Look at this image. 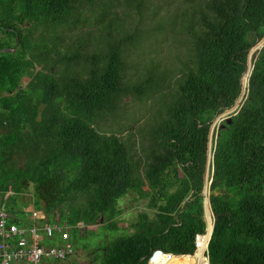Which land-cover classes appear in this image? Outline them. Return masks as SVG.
<instances>
[{"label":"trees","instance_id":"obj_1","mask_svg":"<svg viewBox=\"0 0 264 264\" xmlns=\"http://www.w3.org/2000/svg\"><path fill=\"white\" fill-rule=\"evenodd\" d=\"M75 1L0 0V48L16 45L15 32L21 42L0 52V91L13 89L0 93V128L8 126L0 132V199L11 191L6 210L18 217L30 200L41 220L67 228L73 255L86 252L81 261L47 264H193L185 254L207 227V187L210 264H264V45L253 54L246 85L240 80L264 38V0H199L189 13L192 57L153 128L142 170L119 135L93 125L123 88L120 42L108 43L102 65L92 55L85 76L35 69L36 59L54 66L72 60L50 58L57 32L40 40L32 33L67 23ZM243 87L230 121L211 131ZM128 192L145 201L130 231L118 221V200ZM61 243L56 230L43 239Z\"/></svg>","mask_w":264,"mask_h":264},{"label":"rangeland","instance_id":"obj_2","mask_svg":"<svg viewBox=\"0 0 264 264\" xmlns=\"http://www.w3.org/2000/svg\"><path fill=\"white\" fill-rule=\"evenodd\" d=\"M198 2L77 0L72 4L67 23L48 28L40 26L32 33V37L38 40L43 35L48 37L51 30L59 34L57 49L49 53L50 58L72 55L69 62L64 59L55 66L35 60V69L47 72L50 67L58 78L73 73L85 76L92 55H95L98 65H102L108 43L120 42L123 88L114 107L109 111H101L93 125L98 131L119 135L141 170L154 143L153 128L165 118L167 105L177 92V81L183 66L192 57L191 42L185 26L189 13ZM255 50L250 55V61ZM28 79L24 81V86ZM245 82L246 79L244 85ZM241 100H237V103ZM227 113L223 112L219 118ZM10 193L8 191L5 194ZM26 196L29 197V194ZM26 201L25 211L29 212L33 206L30 200ZM118 207L121 209L119 225L130 231L129 224L136 213L145 207V201L136 200L134 194L128 192L118 200ZM204 218L207 222L212 220L210 208L208 214L204 212ZM185 255L194 256L193 264H198V255L194 251ZM73 257L81 261L86 258V252L82 250L70 258Z\"/></svg>","mask_w":264,"mask_h":264},{"label":"built area","instance_id":"obj_3","mask_svg":"<svg viewBox=\"0 0 264 264\" xmlns=\"http://www.w3.org/2000/svg\"><path fill=\"white\" fill-rule=\"evenodd\" d=\"M0 199V264H47L48 259H56L59 262L68 263L73 255L72 245L67 241V228L54 223L49 224L41 215L32 208L28 225H19L16 221H10L11 214L5 208V197ZM204 233L199 234L195 240L194 253L198 255V264H210L207 247L211 234V224L207 222ZM82 226V223H78ZM210 225V226H209ZM209 227V228H208ZM54 230L61 234L63 243L58 245H45V236H51ZM198 250L200 253L198 254ZM173 255V254H170Z\"/></svg>","mask_w":264,"mask_h":264},{"label":"water","instance_id":"obj_4","mask_svg":"<svg viewBox=\"0 0 264 264\" xmlns=\"http://www.w3.org/2000/svg\"><path fill=\"white\" fill-rule=\"evenodd\" d=\"M5 29H8V30H12V28H5ZM15 38H16V45L15 46H13V47H3V48H0V52H3V51H15V50H17V49H20V47H21V42H20V39H19V37H18V34L15 32ZM264 45V38L260 41V42H258L256 45H255V49H260L262 46ZM252 65H253V63L251 64V68H252ZM246 70H247V67H246V69L242 72V74H241V77H240V80H241V82H242V84H243V81H242V77H243V75H244V73L246 72ZM250 71H251V69H250ZM250 71H249V73H250ZM248 77H249V74H248V76H247V80H248ZM243 90H244V87H243ZM244 96V91L242 92V93H240V95H239V97H238V99L237 100H241V98ZM237 106H238V103H236L231 109H229V110H227L226 112H229V113H227L224 117H222V118H219V115L218 116H216L215 117V119H214V121H213V123H212V127H211V131H212V129L216 126V129H219L220 127H223V124L221 123V121L223 120V119H225L227 122H229L230 121V117H231V112L232 111H234V110H236V108H237ZM221 115V114H220ZM209 182H210V180H209ZM207 186V185H206ZM204 194H205V197H204V201H203V207H204V211H205V213L207 212V205H208V201H207V196H206V194H207V187H205V190H204ZM209 206V205H208ZM102 219V218H101ZM207 224H209V223H207ZM210 226V225H209ZM209 228V227H208Z\"/></svg>","mask_w":264,"mask_h":264},{"label":"crops","instance_id":"obj_5","mask_svg":"<svg viewBox=\"0 0 264 264\" xmlns=\"http://www.w3.org/2000/svg\"><path fill=\"white\" fill-rule=\"evenodd\" d=\"M6 198V197H5ZM33 208V207H32ZM32 208H31V210H32ZM31 210L29 211V212H26L25 211V209H24V213H22L23 215H19L18 217L16 216V215H13V214H11V218L13 219V220H19V218L20 219H27V220H29V218H30V216H31ZM37 211V210H36ZM38 212V214L39 215H41L42 214V211H40V210H38L37 211Z\"/></svg>","mask_w":264,"mask_h":264},{"label":"bare ground","instance_id":"obj_6","mask_svg":"<svg viewBox=\"0 0 264 264\" xmlns=\"http://www.w3.org/2000/svg\"><path fill=\"white\" fill-rule=\"evenodd\" d=\"M251 64H252V60H251V63L249 65V67L247 68L246 72L244 73L243 77H242V81L244 82V80L246 79V82H247V76L249 74V71L251 69ZM246 82H245V85H246ZM207 209H208V205H207Z\"/></svg>","mask_w":264,"mask_h":264},{"label":"flooded vegetation","instance_id":"obj_7","mask_svg":"<svg viewBox=\"0 0 264 264\" xmlns=\"http://www.w3.org/2000/svg\"><path fill=\"white\" fill-rule=\"evenodd\" d=\"M0 93H2V94H11V93H13V89H9V92H5V91H0ZM7 129H8V126L6 125V128L5 129H1L0 128V132H5V131H7Z\"/></svg>","mask_w":264,"mask_h":264}]
</instances>
